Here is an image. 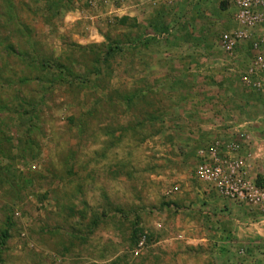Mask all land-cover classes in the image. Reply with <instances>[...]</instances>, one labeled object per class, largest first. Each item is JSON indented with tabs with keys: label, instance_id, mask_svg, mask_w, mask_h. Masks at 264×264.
Masks as SVG:
<instances>
[{
	"label": "rangeland",
	"instance_id": "374dc122",
	"mask_svg": "<svg viewBox=\"0 0 264 264\" xmlns=\"http://www.w3.org/2000/svg\"><path fill=\"white\" fill-rule=\"evenodd\" d=\"M237 13L235 0H0V264H206L201 153L244 124L248 173L264 171V94L241 79L264 21ZM238 29L249 37L228 53Z\"/></svg>",
	"mask_w": 264,
	"mask_h": 264
},
{
	"label": "built area",
	"instance_id": "2783aa9c",
	"mask_svg": "<svg viewBox=\"0 0 264 264\" xmlns=\"http://www.w3.org/2000/svg\"><path fill=\"white\" fill-rule=\"evenodd\" d=\"M259 2L262 1L235 0L238 21L247 28L264 21V16L253 9ZM248 37V33L242 29L231 34L226 32L221 37V46L226 52L233 53L236 42ZM251 47L254 54L241 79L251 90L264 94V34L253 38ZM243 125L232 124L230 134L236 137L229 141L216 139L206 148V152L201 153L196 174L223 198L259 206L264 219V175L253 177L248 173V164L242 156L243 144H248L244 141L248 139V134ZM142 243L143 239H140L139 244Z\"/></svg>",
	"mask_w": 264,
	"mask_h": 264
},
{
	"label": "crops",
	"instance_id": "0c3cea01",
	"mask_svg": "<svg viewBox=\"0 0 264 264\" xmlns=\"http://www.w3.org/2000/svg\"><path fill=\"white\" fill-rule=\"evenodd\" d=\"M204 39L209 40L207 36ZM199 40L203 39L199 37ZM216 71L206 61V89L215 87L212 78ZM212 105L216 107L212 99L206 98L207 120H215L218 116L220 120L227 112L218 110L219 114H211L213 111L207 106ZM258 171L264 175L262 169ZM206 206L212 210L206 222V264H264L258 261L259 256L263 257L260 251L264 244V219L260 207L223 198L209 185H206Z\"/></svg>",
	"mask_w": 264,
	"mask_h": 264
},
{
	"label": "trees",
	"instance_id": "16d2710c",
	"mask_svg": "<svg viewBox=\"0 0 264 264\" xmlns=\"http://www.w3.org/2000/svg\"><path fill=\"white\" fill-rule=\"evenodd\" d=\"M8 46H9V45H8ZM8 46H7V47H8ZM22 54H23V53H22ZM19 55H20V54H19ZM24 55H25V54H24ZM20 56H21V55H20ZM22 56H23V55H22ZM26 57H27V56H26ZM258 177H259V176H258Z\"/></svg>",
	"mask_w": 264,
	"mask_h": 264
}]
</instances>
